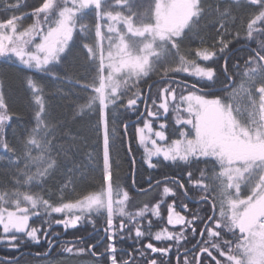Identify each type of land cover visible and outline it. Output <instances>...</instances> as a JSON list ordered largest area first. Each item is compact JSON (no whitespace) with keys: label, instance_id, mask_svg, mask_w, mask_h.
Returning a JSON list of instances; mask_svg holds the SVG:
<instances>
[{"label":"snow or ice","instance_id":"6c2138e0","mask_svg":"<svg viewBox=\"0 0 264 264\" xmlns=\"http://www.w3.org/2000/svg\"><path fill=\"white\" fill-rule=\"evenodd\" d=\"M24 7L0 0V64L32 73L26 85L34 105V124L23 136L12 128L13 142L6 130L14 116L23 118L0 90V172L11 185L0 186V244L16 251L45 244L38 257L58 244L67 254L43 264H170L173 252L176 264H264V0ZM237 41L247 51L242 65L231 47ZM73 57L85 66L82 79L68 74ZM46 80L86 96L76 115L96 117L99 142L86 163L76 158L77 138L51 122ZM133 140L151 170L140 181ZM122 149L132 187L156 196L134 210L121 183ZM97 168L99 188L79 191L77 179ZM57 176L63 180L53 190ZM54 225L87 234L65 240ZM85 256L91 259H79Z\"/></svg>","mask_w":264,"mask_h":264},{"label":"trees","instance_id":"16d2710c","mask_svg":"<svg viewBox=\"0 0 264 264\" xmlns=\"http://www.w3.org/2000/svg\"><path fill=\"white\" fill-rule=\"evenodd\" d=\"M23 5L26 7L22 8L24 11H30L33 6L38 3V0H21ZM151 0H137L138 4L147 5ZM3 18V13H0V19ZM243 41L234 42L231 46L233 48L240 47L236 52H234V58L237 59L241 65L243 63V59L247 55V51L241 47ZM255 46L254 44L252 45ZM0 67L5 68V71L2 76H0V90L3 91L5 96V102L9 106L10 112L19 114L23 119L17 120L16 116L13 117V120L10 122L8 129L6 130V134L9 139H12L15 142V138L12 137V128L17 129V136L24 135V128L32 126L34 121L32 120V108L34 107L29 90L26 85V77L32 75V73L23 72L18 70L16 67H9L6 65L0 64ZM84 65L81 59L77 57H73L70 59L69 64L67 65L69 76H78L79 78H83L85 75ZM191 80V77H188ZM45 83V91H46V100L48 101V106L51 110V122L59 125L60 133L69 132L77 139L75 141L76 148V158L78 160L86 161V155L88 152L99 149V142L97 140L94 124L96 117L94 115L85 114L83 116L76 115L77 107L79 104H82L86 101V96L81 91V89L76 86L74 87L72 84L63 83L60 85L53 84L51 81H43ZM57 87L62 89V92L57 91ZM135 120V117H132ZM174 119L175 116L173 113H169L168 124H169V136L171 138H175V128H174ZM23 125V126H22ZM157 130L158 126L155 125ZM133 129L130 127L129 135L131 136ZM132 149L133 155L136 158V168H137V180L140 181L141 177H144L151 170H147L146 166L142 163L143 157V148L140 147L135 140L132 141ZM121 183L130 191V196L132 200H130V208L134 210L136 207L140 206L141 202L147 201L151 203L156 199V196L146 197L142 193H138L135 188L132 187L131 182V166L129 163V158L126 152V149H122L121 151ZM3 168V165H0V169ZM162 171L168 172L170 174L175 173L176 170L172 168H165ZM63 180V176H57L55 182H50L48 187L55 190V187L58 183ZM101 183L100 179V171L97 168L95 171L91 169L87 170V173L83 177H79L77 179V188L81 192L85 191H95L99 188ZM0 186H11L10 185V177L8 174L4 172H0ZM146 187V185H145ZM67 198V197H66ZM189 207H194V204L190 203ZM102 223V222H100ZM54 230L61 231L63 233L62 227L53 226ZM158 230V229H154ZM90 231V228L88 229ZM76 234H84L87 233L85 231H81L80 233H76L75 230H69L65 235L64 239L74 238ZM147 240L141 243V247H143V243H146ZM156 246H160L159 242L152 241ZM190 246V245H189ZM123 247L129 251L132 250L133 244L131 241H124ZM46 248L45 244L35 245L28 243L21 247L19 251L10 250L6 245L0 244V256L6 258H15L19 255L20 258L12 263L6 264H43L45 260H64L67 257V254L58 252L57 247L53 249L52 252L47 257H36L31 253L42 252ZM159 257V254H156ZM80 260H88L91 257H80ZM0 261H3L0 259ZM170 264H176L175 254H169ZM75 264V261H73Z\"/></svg>","mask_w":264,"mask_h":264},{"label":"water","instance_id":"95a60500","mask_svg":"<svg viewBox=\"0 0 264 264\" xmlns=\"http://www.w3.org/2000/svg\"><path fill=\"white\" fill-rule=\"evenodd\" d=\"M239 48H240V47L236 48V50H238ZM133 121H134V120H133ZM55 226H56V225H55ZM57 227H61V226H57ZM65 234H66V233H63V236H64ZM65 240H67V239H65ZM69 241H71V240H69ZM31 254L34 255V256H36L35 253H31ZM49 254H50V253H49ZM49 254H48V255H49ZM20 256H21V255L15 257V260H13V258H8V260L6 261V263H12V262L18 260V259L20 258ZM36 257H38V256H36ZM5 258H6V257H2V256H0V259L3 260V261H5Z\"/></svg>","mask_w":264,"mask_h":264},{"label":"rangeland","instance_id":"374dc122","mask_svg":"<svg viewBox=\"0 0 264 264\" xmlns=\"http://www.w3.org/2000/svg\"><path fill=\"white\" fill-rule=\"evenodd\" d=\"M155 125L158 126V124L154 123V124H153V127H155Z\"/></svg>","mask_w":264,"mask_h":264},{"label":"bare ground","instance_id":"6f19581e","mask_svg":"<svg viewBox=\"0 0 264 264\" xmlns=\"http://www.w3.org/2000/svg\"><path fill=\"white\" fill-rule=\"evenodd\" d=\"M67 240H72L71 238H68Z\"/></svg>","mask_w":264,"mask_h":264}]
</instances>
